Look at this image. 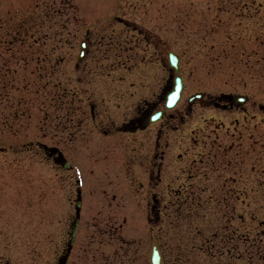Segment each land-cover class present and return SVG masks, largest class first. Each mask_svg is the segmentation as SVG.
<instances>
[{
	"label": "rangeland",
	"instance_id": "1",
	"mask_svg": "<svg viewBox=\"0 0 264 264\" xmlns=\"http://www.w3.org/2000/svg\"><path fill=\"white\" fill-rule=\"evenodd\" d=\"M20 1L29 0L9 2L0 0V10L9 9L11 4H18ZM34 3L35 8L29 9L31 11H16L18 14L0 12V19H5V26L13 23L15 28L17 19L23 22L24 17L33 16L30 26L34 31L32 39L34 41L36 39V45L44 54L46 48L52 45L53 59L59 61L57 68L53 63V75L57 73V79L69 78L70 84L74 80L76 82L77 77L85 79L86 84L87 78H93L91 83L87 84L88 88L90 90L93 88L94 93L103 94L105 98L111 99L108 114L112 118L118 119L125 112L124 108L114 105L117 98L121 99L123 94L127 96L125 91L127 84L121 83L122 80L119 78H114L113 69L104 68L103 60H96L102 67H99L100 64L97 67L90 64L89 68H96L95 76L90 75L91 77L79 73L82 70L76 72L72 66L78 51V42L84 35V25L88 23L93 32L104 26L106 29H117L120 25L115 24L116 20L111 15L124 14L137 24L163 34L171 48L180 54L186 92L198 89L212 92L227 90L231 87L226 83L228 76H236L240 71L238 77H246L248 84L244 86L245 91L247 92L249 88V92L253 93L252 98L245 104V109L241 108L236 114L212 115L223 121L224 128L216 135L222 136L224 141H230L231 132L234 131L233 125L240 127L241 122H245L249 127L246 133L253 135L261 132L264 146V55L262 58L259 54L255 56L250 54L245 62L249 65L246 68L240 65L238 69L235 61L227 62L231 53L241 52L239 47L241 44H245L248 51L253 49L259 51L252 38L258 29L264 31V0H34ZM20 4L23 9L29 5ZM115 4L117 8L109 15L110 20L104 22L108 16L101 17L100 14L106 10L111 11ZM29 12L33 14H27ZM84 16L86 23L83 25ZM8 17L11 18L6 21ZM258 57L260 59L256 60ZM226 62L229 65H225ZM259 63H262V67L261 64L258 65ZM253 64H256L255 70ZM158 73L157 69L148 65L142 70L134 68L132 74L125 75L131 81L143 76L152 86L154 77L159 76ZM10 86L6 96L20 94L17 91L20 84L13 83ZM79 88L86 90L85 85L82 87L79 85ZM4 94L0 90V126L7 123L9 127L0 128V264H52L55 251L63 240V221L72 212L70 199L74 196L75 179L79 172L74 169L63 175L61 172L56 173V170L48 169L41 152L34 144L38 141L47 145L48 136L51 134L53 143L67 152L68 143H63L62 139L72 140V135L69 136L67 130H62V125L68 123L69 117L75 119L77 112L70 110L69 113L61 104L53 102L52 110L47 113L45 98L30 93L25 95L27 99L23 107L25 114L19 111L17 117H8L7 107L12 101L3 97ZM209 113L210 111L195 106L186 118H182L185 119L183 124L185 129L182 130V125H179V130L169 132V141L174 144L176 138L173 135L179 132L177 136L184 137L179 138L181 143L197 141L198 151L201 153L206 151L205 148H201L200 143L207 141L208 138L207 135H202V132H210V127L215 125L216 121L219 122L218 120L213 122L212 118L207 122ZM51 117L52 123L47 122ZM236 118L240 119V123H234ZM2 120H5V123ZM72 126V123L67 125L69 132H72ZM90 128L83 126L78 130H86L87 140L94 142L99 134L96 135ZM201 136L203 137L200 138ZM102 140L106 138L102 137ZM263 146L261 145V149ZM176 151L175 146H171L173 155ZM69 152L72 163L79 166L83 174L81 221L85 223L95 220L98 210L105 214L115 211L118 222H124L119 231L123 235V241L138 242L142 235L138 228L131 229L135 226L130 225V222L137 220L135 212L143 210L145 196L132 192L131 188L138 187L136 183H132L135 176L129 179L113 174L112 176L97 174L96 149H93L92 145L80 148L73 144ZM201 153L196 155L200 167L198 176L191 182L194 194H177L173 191L174 188H178V184H189V181L183 183L179 180L165 181L166 188L170 187L166 195L160 197V203L163 202L164 205L163 232L160 240L164 245L165 264H264V258H259L255 251L256 245L250 243V238L254 237V230L258 229L261 223L264 224L262 213L264 171L258 174L257 167L256 173L246 171L245 190L249 188L248 184L251 182V190L256 195H217V191L209 184L211 178L209 177L207 181L199 175L204 162L199 159L200 156H205ZM261 161L264 167V152ZM250 162L252 160L246 161ZM85 165L88 167L84 168ZM90 168L93 170L92 174L89 172ZM245 197L247 199H244ZM256 203L263 206L257 207ZM260 208L262 210L259 213ZM224 216L230 220L224 229H221L217 225L222 224L221 218ZM252 218L255 220L252 221ZM247 231L248 236L245 234ZM237 234H240L241 238L236 247L231 252L222 254L223 251L217 248L222 242L218 244L216 236L222 235L226 238L238 236ZM203 240L210 244L213 242V247L208 251L198 247ZM75 243L76 250L81 242L77 238ZM262 243L264 247V236ZM116 248L117 257L112 260L113 264H149L148 259H141L138 256L135 248L128 247L127 249L132 248L128 253L124 252L126 250L121 251L118 244ZM237 248L242 250L244 257L249 255L250 259L241 258L240 253L241 257L237 258ZM144 250L146 252V246ZM111 252L105 250V262L111 261L107 259ZM208 252L214 253L212 258L205 256Z\"/></svg>",
	"mask_w": 264,
	"mask_h": 264
},
{
	"label": "flooded vegetation",
	"instance_id": "2",
	"mask_svg": "<svg viewBox=\"0 0 264 264\" xmlns=\"http://www.w3.org/2000/svg\"><path fill=\"white\" fill-rule=\"evenodd\" d=\"M111 16L115 18V24L120 25V28H101L94 33L89 29L85 30L83 39L87 43L86 54L91 50L95 53L94 57L89 56L94 59L89 61L91 66H99L100 63H96L97 59L104 61V68L116 70L135 68L142 63L143 65L152 64L153 67L161 70V75L154 77L155 82L151 91L150 83L145 81V77H136L131 81L125 76H119L121 83L125 84L127 81L125 89L127 96L123 94L121 99L117 98L115 102L114 106L125 109L118 119L109 116L108 109L112 104L111 99L105 98L103 94L80 92L72 98L69 95L62 106L68 112L71 110L77 113L75 119L69 117L68 123L62 125V130H67L68 135H72V140L62 139L63 143H68L67 152L62 150V153L64 158L71 162L70 146L75 144L84 148L92 145L93 149H96L97 174H108L109 176L113 174L129 179L135 176L132 178V183H136L138 187L131 188L132 192H136L139 196L144 195L145 205L143 210H138L137 220L131 221L130 225L134 224L135 227L131 229L138 228L142 237L135 243L123 241V235L119 231L124 222H118L115 211L105 214L102 210H98L95 220L86 221L85 225L84 221H81L82 210H80L77 216L75 213L68 214L66 220L63 221V240L59 251L55 254L54 263L57 259L64 258V264H102V259H104L103 264H113L112 260L117 257V244L121 251L126 250L124 252L127 253L135 248L138 256L146 260L149 259V248L147 247L150 241L154 240L160 250L162 264H164V245L160 240L163 232L162 209L164 205L163 202L160 203V197L165 196L170 190V187L166 188L165 181L179 180L182 183L189 181V184H178V188H174L173 191L177 194H192L194 189L191 187V182L196 179L200 170L196 155L201 153L198 151L197 141L181 143L179 138L184 139V137L177 136L179 132L173 135L176 138L175 143H171L169 132L179 130V125H182L181 128L184 130L185 119L182 118H186L195 106L198 109L210 111L206 121L210 122L212 118L214 122L218 119L212 115L236 114L241 108L245 109V104L252 97L234 90L212 92L198 89L186 92L185 84H183L179 98L173 106L166 108V94L173 88L176 76L167 58L170 48L167 40L160 32L156 33L145 28L124 14H112ZM32 20L33 18L23 20V22L20 20L14 39L11 40L14 44L10 42L6 45L0 42V90L5 93L3 97L10 98L12 101L7 107L6 116L8 117H17L20 111L18 106L21 105L22 99H26L25 95L30 93L35 96L39 94L41 98L42 96L45 98L47 113L53 108V47L48 46L44 54V51L36 45V39L35 41L32 39L34 31L30 28ZM5 28V22H0V40H5ZM177 55L180 64L181 57L180 54ZM81 63L86 64L87 61L76 62L75 66ZM86 80H88L87 84H90V80ZM13 83L24 85L25 94L6 96V92ZM229 83L241 84L244 81L236 77L232 78ZM81 84L85 85V83ZM131 88L133 90H130ZM17 91L19 92V89ZM197 92H202V94L194 97ZM238 96L242 97L241 100ZM153 114H157L158 118L151 120ZM2 121L5 123V120ZM218 121L210 127V132H202V135H207L208 140L199 142L201 148L206 150L201 153L205 156H200L199 159V161H204L199 175L207 181L209 177L211 178L209 184L217 191V195H246V171L256 173L255 167L260 170L262 162L264 146L261 132L253 135L246 133L249 127L245 122H241L240 127L233 125L231 140L224 141L222 136L216 135L220 129L224 128L223 121ZM47 122L52 123V117ZM235 122L240 123V119H234ZM70 123L73 125L72 132H69V127H67ZM6 124L3 125L9 127ZM83 126H89L90 130L97 132L96 134L99 133L110 139L102 140L98 137L96 141L90 142L87 140L86 130H78ZM173 145L177 150L174 155L171 152ZM47 146L45 153L49 166L52 170L62 167L64 163L58 152L59 147L53 143L51 134L48 136ZM81 152H83L82 149ZM248 160L252 162L246 163ZM246 165L249 167L247 168ZM86 167L85 165L84 168ZM113 206L116 207V205ZM75 226V238L73 244L70 245L71 234ZM77 238L81 244L75 250ZM144 246H146V252ZM128 247L132 248L127 249ZM105 250L112 251L107 255L110 262H105Z\"/></svg>",
	"mask_w": 264,
	"mask_h": 264
},
{
	"label": "water",
	"instance_id": "3",
	"mask_svg": "<svg viewBox=\"0 0 264 264\" xmlns=\"http://www.w3.org/2000/svg\"><path fill=\"white\" fill-rule=\"evenodd\" d=\"M173 66L176 67V63H175V60L172 62ZM158 251L155 247H152V250H151V262L152 264H159V259H158Z\"/></svg>",
	"mask_w": 264,
	"mask_h": 264
},
{
	"label": "snow or ice",
	"instance_id": "4",
	"mask_svg": "<svg viewBox=\"0 0 264 264\" xmlns=\"http://www.w3.org/2000/svg\"><path fill=\"white\" fill-rule=\"evenodd\" d=\"M175 95H176V93H175V92H172V93H171V96H175ZM168 102H169V103H171V102H172L170 97H169V99H168Z\"/></svg>",
	"mask_w": 264,
	"mask_h": 264
}]
</instances>
